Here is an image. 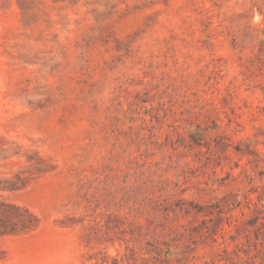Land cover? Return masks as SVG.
<instances>
[{
    "label": "rangeland",
    "instance_id": "1",
    "mask_svg": "<svg viewBox=\"0 0 264 264\" xmlns=\"http://www.w3.org/2000/svg\"><path fill=\"white\" fill-rule=\"evenodd\" d=\"M0 264H264V0H0Z\"/></svg>",
    "mask_w": 264,
    "mask_h": 264
}]
</instances>
